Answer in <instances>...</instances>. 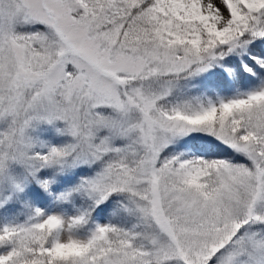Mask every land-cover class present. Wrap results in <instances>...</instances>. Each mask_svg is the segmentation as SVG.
Masks as SVG:
<instances>
[{
    "label": "snow or ice",
    "instance_id": "6c2138e0",
    "mask_svg": "<svg viewBox=\"0 0 264 264\" xmlns=\"http://www.w3.org/2000/svg\"><path fill=\"white\" fill-rule=\"evenodd\" d=\"M0 264H264V0H0Z\"/></svg>",
    "mask_w": 264,
    "mask_h": 264
}]
</instances>
